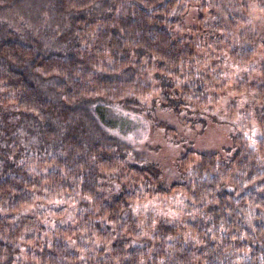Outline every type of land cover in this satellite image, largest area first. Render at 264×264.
<instances>
[{
	"label": "trees",
	"instance_id": "16d2710c",
	"mask_svg": "<svg viewBox=\"0 0 264 264\" xmlns=\"http://www.w3.org/2000/svg\"><path fill=\"white\" fill-rule=\"evenodd\" d=\"M220 1L0 0V264H264V220L246 225L264 210V29L238 15L254 1L264 24V0L224 15ZM227 87L250 111L229 106L230 144L187 148L171 185L105 115L218 121ZM161 194L184 220L134 215ZM67 198L73 225L48 228L47 204Z\"/></svg>",
	"mask_w": 264,
	"mask_h": 264
},
{
	"label": "rangeland",
	"instance_id": "374dc122",
	"mask_svg": "<svg viewBox=\"0 0 264 264\" xmlns=\"http://www.w3.org/2000/svg\"><path fill=\"white\" fill-rule=\"evenodd\" d=\"M245 1V0H244ZM236 0H221L219 3V9L221 13H227L236 11L238 5H235ZM229 3V4H228ZM31 5V2H27ZM247 6H251V10H247L248 13L238 11V15L244 20L251 19L253 21V27L256 30H263L264 24L260 19V12L255 7L254 1H248ZM29 11L34 10L33 7H24ZM14 12L11 13L13 15ZM195 11L188 14L185 21L192 23V16ZM264 59V58H263ZM240 76H237L239 78ZM230 83V82H229ZM231 84V83H230ZM229 87L226 88L228 92ZM233 89L227 94L223 95L220 102L214 107V115L218 117V121L213 120L205 113L202 116H193L188 111L184 110L183 113L174 111L168 108H157L152 111L155 113V120L159 119V123H153L146 121L145 114L138 115H126V111L122 113H105L106 117H110L114 121V118H118L117 122H113V127L119 138L127 145L132 146L134 158H139L143 164H150L155 166L154 169L158 172V176L161 184L171 185L177 179V171L175 169V163L178 157L186 151V149H192L205 152H219L227 145L230 144V135L233 132L231 119L224 116V111L230 106L231 108L240 109L241 112L247 113L250 111L248 101L243 98H234ZM240 94V93H238ZM173 104V101L170 100ZM129 114V113H128ZM179 114V116H178ZM162 122L168 124L171 128L170 133H166L165 128L162 126ZM115 123V124H114ZM124 126V127H123ZM253 130V124L250 125ZM255 134V131H253ZM130 152V151H129ZM145 159V160H143ZM140 164V162L138 163ZM45 163L42 161H35L31 163V173L43 172ZM263 184L257 191L261 197H264V178L260 179L255 186ZM181 206L179 195H166L161 194L156 198H145L143 201L138 202L133 206L134 215L139 217L141 221L152 220L158 221H182L185 219L183 210H178ZM76 204L73 200L59 199L50 201L46 206V211L43 212L44 219L48 228L53 229L55 225L63 220V224L67 227L72 226L75 220ZM260 218L252 219L246 222V225L250 227L255 220V223L264 220V210H258ZM77 215V214H76Z\"/></svg>",
	"mask_w": 264,
	"mask_h": 264
}]
</instances>
